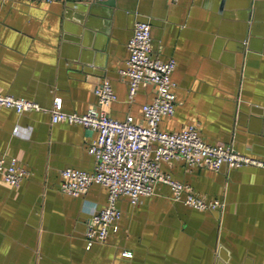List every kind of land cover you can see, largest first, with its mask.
I'll return each instance as SVG.
<instances>
[{
	"label": "crops",
	"instance_id": "1",
	"mask_svg": "<svg viewBox=\"0 0 264 264\" xmlns=\"http://www.w3.org/2000/svg\"><path fill=\"white\" fill-rule=\"evenodd\" d=\"M138 19L149 22L153 54L175 61L173 113L158 129L193 124L205 142L264 160V0H0V94L46 109L58 97L82 113L105 78L115 94L107 115L144 124L152 86L128 101L118 74ZM94 135L51 122L47 110L0 106V158L26 170L16 185L0 179V264H264V168L254 165L162 161L163 173L221 207L192 208L157 182L137 205L118 196L116 229L85 248L87 210L105 203L106 189L64 194L59 170L91 171Z\"/></svg>",
	"mask_w": 264,
	"mask_h": 264
},
{
	"label": "built area",
	"instance_id": "2",
	"mask_svg": "<svg viewBox=\"0 0 264 264\" xmlns=\"http://www.w3.org/2000/svg\"><path fill=\"white\" fill-rule=\"evenodd\" d=\"M49 1V0H46ZM127 58L118 74L127 80L126 97L132 101L140 84H150L153 97L140 106L144 124L131 120L115 119L107 115L103 106L115 99V94L105 79H99L92 87L95 103L84 112H66L61 108L60 98L54 97L46 109L32 100L0 94V106L16 112L47 110L51 122L80 124L95 132L86 146L93 159V169L84 171L73 167L59 170L58 188L64 194H83L95 183L106 189L105 203L87 210L83 232L85 248L94 241H103L109 231L116 229L120 211L116 199L126 196L131 205L141 202L143 196L152 194L157 182L164 183L170 197L195 209L221 207V203L203 200L183 182L170 178L159 169V163L178 159L188 166H204L213 170L221 165L235 168L254 165L264 168V160L242 154L221 142L208 143L199 135L193 124L178 131H162L157 123L162 116L173 113L175 83L170 74L175 66L172 57L160 59L151 48L150 25L147 20H135L126 42ZM15 127L13 131H15ZM26 174L15 158H0V179L16 185ZM129 255L128 252H123Z\"/></svg>",
	"mask_w": 264,
	"mask_h": 264
},
{
	"label": "water",
	"instance_id": "3",
	"mask_svg": "<svg viewBox=\"0 0 264 264\" xmlns=\"http://www.w3.org/2000/svg\"><path fill=\"white\" fill-rule=\"evenodd\" d=\"M138 20H143V19H138ZM145 20V19H144Z\"/></svg>",
	"mask_w": 264,
	"mask_h": 264
}]
</instances>
